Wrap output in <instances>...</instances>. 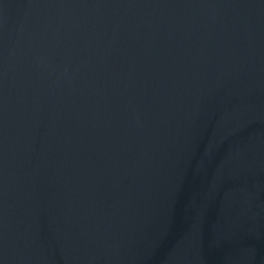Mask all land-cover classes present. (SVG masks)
I'll use <instances>...</instances> for the list:
<instances>
[{
	"label": "water",
	"instance_id": "obj_1",
	"mask_svg": "<svg viewBox=\"0 0 264 264\" xmlns=\"http://www.w3.org/2000/svg\"><path fill=\"white\" fill-rule=\"evenodd\" d=\"M0 264H264V0H0Z\"/></svg>",
	"mask_w": 264,
	"mask_h": 264
}]
</instances>
